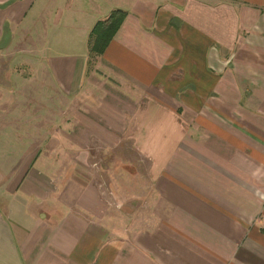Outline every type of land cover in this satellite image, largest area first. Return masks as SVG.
Instances as JSON below:
<instances>
[{"label":"crops","instance_id":"crops-1","mask_svg":"<svg viewBox=\"0 0 264 264\" xmlns=\"http://www.w3.org/2000/svg\"><path fill=\"white\" fill-rule=\"evenodd\" d=\"M40 6L67 51L37 44ZM16 34L31 59L0 82V264H264V0H0V54ZM124 149L153 187L142 230L116 228L91 173Z\"/></svg>","mask_w":264,"mask_h":264},{"label":"rangeland","instance_id":"rangeland-1","mask_svg":"<svg viewBox=\"0 0 264 264\" xmlns=\"http://www.w3.org/2000/svg\"><path fill=\"white\" fill-rule=\"evenodd\" d=\"M36 9L34 16L37 19V30L33 32H38V34L33 37L36 39L37 44L41 45L42 40L45 44L48 43L47 53L51 55L67 51L68 47L65 46L66 42L70 36L72 38H75V36L51 29L48 37L42 38L41 32H39L41 31L40 28H43L40 25L42 20L41 15H39L42 6L36 7ZM27 42V39L20 36V34H16L13 42L14 48L10 50L13 53L9 54L10 51H4L0 54V82L8 85V87L11 84L13 88L17 86L16 79L13 83L9 82L15 72L20 76L29 75L27 73L29 70L27 65H25L31 59V55L25 52L29 48ZM40 48L42 46L38 47V49ZM21 49L24 50L23 53ZM16 64L15 69L11 70L10 67ZM18 88L21 94H29L32 98L36 96L28 91L31 89H28L27 86H19ZM37 101H39V104H42V95ZM19 103L21 105V101ZM15 120L19 122L23 121L19 118H15ZM136 153H134V150L128 151L126 149L119 150L118 152L102 150L98 154V164L94 165L92 169L90 168L91 173L102 183L103 188L109 191L108 195L111 200L110 209L113 216L112 222H114L116 228L127 231L148 228L152 217L153 187L149 182L144 167L146 162L137 151ZM94 158H97L96 155L93 156ZM107 158L110 159L107 160Z\"/></svg>","mask_w":264,"mask_h":264},{"label":"trees","instance_id":"trees-1","mask_svg":"<svg viewBox=\"0 0 264 264\" xmlns=\"http://www.w3.org/2000/svg\"><path fill=\"white\" fill-rule=\"evenodd\" d=\"M125 13L123 9L114 8L105 19H100L95 22L89 32L88 38L90 48L95 54L102 52L106 42L112 37L121 23Z\"/></svg>","mask_w":264,"mask_h":264},{"label":"built area","instance_id":"built-area-1","mask_svg":"<svg viewBox=\"0 0 264 264\" xmlns=\"http://www.w3.org/2000/svg\"><path fill=\"white\" fill-rule=\"evenodd\" d=\"M262 225H263V227H264V222H263V224H262Z\"/></svg>","mask_w":264,"mask_h":264}]
</instances>
